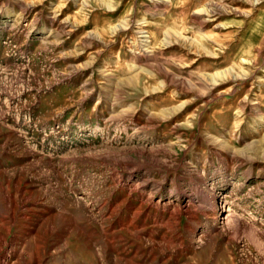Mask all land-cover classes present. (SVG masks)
<instances>
[{"label": "rangeland", "instance_id": "1", "mask_svg": "<svg viewBox=\"0 0 264 264\" xmlns=\"http://www.w3.org/2000/svg\"><path fill=\"white\" fill-rule=\"evenodd\" d=\"M13 214L44 264H264V0H0Z\"/></svg>", "mask_w": 264, "mask_h": 264}, {"label": "bare ground", "instance_id": "2", "mask_svg": "<svg viewBox=\"0 0 264 264\" xmlns=\"http://www.w3.org/2000/svg\"><path fill=\"white\" fill-rule=\"evenodd\" d=\"M147 42V41H146ZM145 43V41H144ZM148 43V42H147ZM20 185V184H19ZM21 187V186H20ZM22 194V192L20 190H17V193L16 195H20ZM20 197V196H19ZM4 200V199H3ZM6 200L8 201L7 204H3V207L4 209L11 203V197H7ZM17 200H18V197H17ZM4 202V201H3ZM214 204L215 206L217 207L218 209V205L219 203H217V198L215 197L214 199ZM10 206V205H9ZM221 212V211H220ZM4 215V214H3ZM9 215V214H8ZM2 216V215H1ZM5 217V216H4ZM8 217V216H7ZM52 221L53 223H55V218L52 217ZM0 222L1 223H6L4 226H6V233L3 235V234H0V263L1 264H4L5 262H9L8 264H44V261H45V255L44 254H41L45 249H46V246H47V241H42L44 242L43 243V246L41 245V241L39 242V245L37 244V246L35 247L36 248V253H35V257L32 261H29L26 256L28 257L29 253L32 252L33 249H31L30 251H25L24 250V247H20L19 244H17V242H12L11 243V249L10 250L11 252L7 253V254H4V247L7 245L8 243V240H7V237L8 235L10 234L11 232V226H13V224L16 222V218L14 216V214L12 216H10V218H7L6 221L5 219H0ZM155 224H157V222L155 221ZM8 226V227H7ZM10 226V227H9ZM4 228V227H3ZM53 229H51L49 227V231L47 233V236L48 237H53ZM32 232V231H31ZM35 241L37 240H42V238H40V236H38V233L35 232ZM33 237V236H32ZM30 244V243H29ZM35 246V244H34ZM30 249V248H29ZM132 251V250H131ZM47 254V253H46Z\"/></svg>", "mask_w": 264, "mask_h": 264}]
</instances>
